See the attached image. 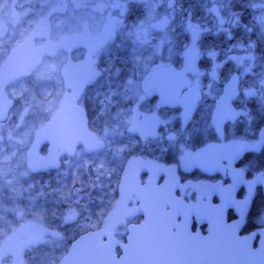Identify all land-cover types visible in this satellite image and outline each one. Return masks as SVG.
Here are the masks:
<instances>
[{
	"label": "flooded vegetation",
	"instance_id": "flooded-vegetation-1",
	"mask_svg": "<svg viewBox=\"0 0 264 264\" xmlns=\"http://www.w3.org/2000/svg\"><path fill=\"white\" fill-rule=\"evenodd\" d=\"M62 108L77 109L102 144L78 146L63 171L78 154L108 164L104 180L80 167L110 199L70 219L99 221L78 237L105 229L129 246L128 264L137 249L142 264H193L194 233L207 223L191 215L189 228L130 229L158 215L154 190L166 184L167 199L190 207L200 197V210L220 207L211 218L227 225L245 219L239 237L264 249V0H0V206L20 204L4 171L28 185L29 200L35 178L52 173L37 171L49 149L38 134ZM122 183L144 188L142 213L135 196L120 204ZM19 214L32 219L10 217ZM183 215L176 208L177 224Z\"/></svg>",
	"mask_w": 264,
	"mask_h": 264
},
{
	"label": "water",
	"instance_id": "water-1",
	"mask_svg": "<svg viewBox=\"0 0 264 264\" xmlns=\"http://www.w3.org/2000/svg\"><path fill=\"white\" fill-rule=\"evenodd\" d=\"M12 71L14 70L8 72V76L13 75ZM17 77L19 76H13L14 79ZM77 117V109L75 112H71L63 111L62 108L40 129L39 148L48 145L49 149L45 157L38 153L37 171L48 172L59 169L63 157L74 156L80 145H84L88 152L102 147V144L89 133L86 120L81 121ZM154 191V207H157L155 214L158 215L151 220L145 218L141 225L130 226V229L143 231L149 228L150 221L153 222L156 229L189 228L192 215L199 226L204 223L208 224L206 235H203L200 228L194 233L191 259L193 264H264V249L260 247L254 250L252 248L253 236L240 238L238 235L237 224L242 226L245 219L227 225L226 219L211 218L212 214L219 212L220 207L209 205V209L200 210L201 207L198 205L201 202L200 197L196 204L189 207L182 199L176 198L173 193L171 198L167 199L166 184ZM119 192L122 206H126L130 197L135 196L140 203L136 211L142 213L144 188L125 187L122 183ZM167 207H170V211L165 210ZM178 207L184 213L180 224L176 223V208ZM206 213L209 214L208 217H206ZM221 229H227V232L230 233L221 232ZM261 233L264 234V230ZM139 235L141 236V233ZM231 238L232 240H228ZM118 247L123 252L120 259L117 256ZM137 248H142V245L137 243ZM128 251H130L129 246L117 243L111 233L105 229H99L78 237L57 264H128ZM136 253L137 264H142L141 249H137Z\"/></svg>",
	"mask_w": 264,
	"mask_h": 264
},
{
	"label": "rangeland",
	"instance_id": "rangeland-1",
	"mask_svg": "<svg viewBox=\"0 0 264 264\" xmlns=\"http://www.w3.org/2000/svg\"><path fill=\"white\" fill-rule=\"evenodd\" d=\"M54 110L55 108L53 107ZM81 165L85 169L90 166L94 169L97 168L94 170L95 176L101 180L107 177L108 164L104 162L101 156L98 155L88 159L82 157L81 154H78L73 159L71 170L64 172L62 165L60 169L49 173L47 176L36 177L32 185H30H34L36 202H41L38 200L44 199V196L53 197L56 195V197L54 198L55 202L50 216H47L46 210L42 207L35 208L34 206L27 207L28 204L24 205L29 211L27 214L32 219L22 214H19L16 219L10 217L12 213L23 212L21 202H25L27 199L25 197H28V185L20 184L21 178H17L15 174L10 173L7 175L6 171L3 172V185L4 187L9 186V189H5L11 191L12 194L15 193L20 204L18 206L14 205L12 201L0 206L2 209V215L0 216V264H56L58 259H55L56 261L53 260L52 263H49L48 260L55 258L57 250L63 246V237L66 231L64 228L68 224L67 220L78 218V216H75L77 214L76 206L81 204L83 209L86 208L85 211L91 212L93 207L89 209L88 204L96 202L97 206L100 204L102 212L105 209L107 210L110 198L105 192L106 189L97 187L95 184L91 185L89 183L90 179L87 178L84 170L83 178H81ZM53 179L56 180V184L53 183ZM76 182L82 184L79 190L73 189L76 186ZM97 193L98 195L94 196ZM31 200L27 199V201ZM69 202H71L70 206L73 207V212L65 216L63 214V205H69ZM102 204L105 206H102ZM85 217L86 219L77 220L81 227L92 226L96 228L98 226V219H93L91 214ZM66 248L63 249V253Z\"/></svg>",
	"mask_w": 264,
	"mask_h": 264
},
{
	"label": "trees",
	"instance_id": "trees-1",
	"mask_svg": "<svg viewBox=\"0 0 264 264\" xmlns=\"http://www.w3.org/2000/svg\"><path fill=\"white\" fill-rule=\"evenodd\" d=\"M55 181L56 180H54L53 183L56 184ZM105 189H106L105 192H108V188H105ZM55 197H56V195H54L53 197L52 196H44V199L38 200V201H41V202H36V198H34V197L31 198L32 199L31 201H27V199L25 198L26 200H25V202L23 204H21V208L23 209V212L28 213L29 211H27V209L24 207V205H26V204H28L27 207H32V206H34L35 208L42 207V208H44L46 210L47 216H50L51 215L52 206H53V204L55 202V199H54ZM51 201H52V204H51ZM88 205H89V209H92L90 203ZM76 207H77V209H76L77 213L80 212V211L85 212L86 208L83 209L82 205H77ZM66 208H67V206L63 205V209H66ZM100 208H101V206H93V210H91V211L92 212H95L97 210L101 211ZM67 222H68V224H67L66 228H64L66 230L65 233H64L66 244L64 246H62V248H59L57 250V252H56L57 256L55 258H53L52 260H48L49 263H52V261L55 260V259L59 260V258L61 257V255L63 253V247H64V249L66 247H68L70 245V243L75 238H77L83 231L88 229V227H81L79 224H76V225L71 224V223H69L70 220H67ZM56 263H57V261H56Z\"/></svg>",
	"mask_w": 264,
	"mask_h": 264
}]
</instances>
